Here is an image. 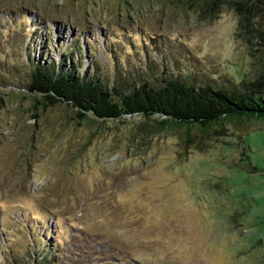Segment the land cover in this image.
Returning a JSON list of instances; mask_svg holds the SVG:
<instances>
[{
	"label": "rangeland",
	"instance_id": "374dc122",
	"mask_svg": "<svg viewBox=\"0 0 264 264\" xmlns=\"http://www.w3.org/2000/svg\"><path fill=\"white\" fill-rule=\"evenodd\" d=\"M209 12L180 0H0V73L19 76L7 74L18 49L40 61L68 41L75 64L100 75L112 60L142 65L152 84L231 87L248 56L233 10ZM2 91L0 264H264V119L183 142L179 127L152 131L136 114L62 122L54 104L34 119L24 96Z\"/></svg>",
	"mask_w": 264,
	"mask_h": 264
},
{
	"label": "trees",
	"instance_id": "16d2710c",
	"mask_svg": "<svg viewBox=\"0 0 264 264\" xmlns=\"http://www.w3.org/2000/svg\"><path fill=\"white\" fill-rule=\"evenodd\" d=\"M180 1H192L197 10L203 8L208 12L218 5L233 10V36L241 42L248 56V69L237 78L235 85L194 84L175 76L160 77L158 83L152 84L151 76L139 73L142 65L136 68L138 65L130 63L131 71L121 67L116 70L112 60L109 72L100 75L93 69L94 64L81 67L75 64L72 55L80 54L81 50L76 49L77 53L71 54L68 51L71 44L66 41L56 56L40 61L18 49V63L11 66L7 74L15 75L18 70L20 74L11 80L0 73V92L5 88L2 92L16 91L24 96L34 119L36 110L54 104L68 111L62 122L136 114L142 122L151 120L147 125L152 131L179 127L183 142L193 134L197 137L216 130L223 120L233 121L241 129L247 120L264 119V0ZM17 13L18 17L20 13ZM31 26L32 22L27 28ZM66 52L68 54L64 55ZM133 73L138 76H132ZM39 236L42 237L33 234L35 238Z\"/></svg>",
	"mask_w": 264,
	"mask_h": 264
}]
</instances>
